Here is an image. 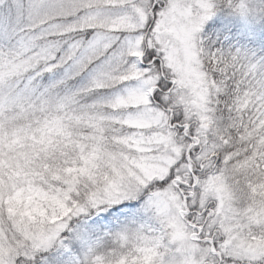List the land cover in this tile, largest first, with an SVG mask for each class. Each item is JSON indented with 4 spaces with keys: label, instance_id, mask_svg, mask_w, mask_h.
<instances>
[{
    "label": "snow or ice",
    "instance_id": "snow-or-ice-1",
    "mask_svg": "<svg viewBox=\"0 0 264 264\" xmlns=\"http://www.w3.org/2000/svg\"><path fill=\"white\" fill-rule=\"evenodd\" d=\"M213 7L0 0V264L133 209L90 264H264V58L204 50Z\"/></svg>",
    "mask_w": 264,
    "mask_h": 264
},
{
    "label": "rangeland",
    "instance_id": "rangeland-1",
    "mask_svg": "<svg viewBox=\"0 0 264 264\" xmlns=\"http://www.w3.org/2000/svg\"><path fill=\"white\" fill-rule=\"evenodd\" d=\"M210 18L211 16L204 22L201 30L197 33L198 41L204 50L210 52L217 50L222 52H235L239 49L242 52H247L254 56L256 59L264 58V55L258 54L248 43L242 42L236 36H232L231 34L225 35L217 46L208 50L209 31L207 30V26ZM92 215L94 216L90 217V215L84 214L77 219H79L80 223L90 224L92 220L96 219V214ZM100 215H103V213H100ZM69 223H71V221ZM155 227V223L144 213H137L136 210L133 209L126 216H117L110 221H101L100 223L93 225L91 231L85 232L84 235L77 236L71 241L64 240L63 247L56 245L55 251L57 253V258L61 260V264H90V260L95 255L105 254L109 249L117 247V244L114 242V236L116 233L126 229L132 230L136 228H142L147 231L149 228ZM75 228L76 225H74V231ZM73 241L78 244L79 253L72 249L71 243ZM43 253H38L36 255L33 264H46V257L42 256Z\"/></svg>",
    "mask_w": 264,
    "mask_h": 264
},
{
    "label": "trees",
    "instance_id": "trees-1",
    "mask_svg": "<svg viewBox=\"0 0 264 264\" xmlns=\"http://www.w3.org/2000/svg\"><path fill=\"white\" fill-rule=\"evenodd\" d=\"M240 0H213V14L209 20L207 30L209 31L208 50L217 46L220 40L227 34L236 36L244 43H248L254 51L264 55V0H245L246 14H241L235 8ZM94 215H90L92 217ZM89 224V223H88ZM74 225L69 234L74 232ZM64 240H68L67 237ZM72 249L79 253L78 244L73 241ZM56 245L44 252L46 262L51 257L55 258L59 264L61 260L57 258Z\"/></svg>",
    "mask_w": 264,
    "mask_h": 264
}]
</instances>
